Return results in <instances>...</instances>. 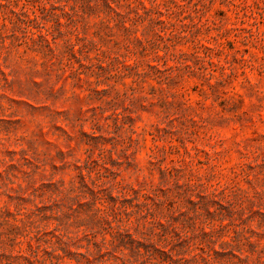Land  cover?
Masks as SVG:
<instances>
[{"label": "rangeland", "instance_id": "rangeland-1", "mask_svg": "<svg viewBox=\"0 0 264 264\" xmlns=\"http://www.w3.org/2000/svg\"><path fill=\"white\" fill-rule=\"evenodd\" d=\"M0 264H264V0H0Z\"/></svg>", "mask_w": 264, "mask_h": 264}, {"label": "trees", "instance_id": "trees-1", "mask_svg": "<svg viewBox=\"0 0 264 264\" xmlns=\"http://www.w3.org/2000/svg\"><path fill=\"white\" fill-rule=\"evenodd\" d=\"M139 253H140V251H139ZM139 255H142V253H140Z\"/></svg>", "mask_w": 264, "mask_h": 264}]
</instances>
